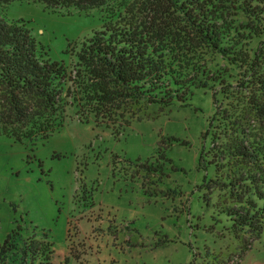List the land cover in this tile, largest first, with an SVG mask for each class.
Returning <instances> with one entry per match:
<instances>
[{"label":"trees","instance_id":"trees-1","mask_svg":"<svg viewBox=\"0 0 264 264\" xmlns=\"http://www.w3.org/2000/svg\"><path fill=\"white\" fill-rule=\"evenodd\" d=\"M12 2L95 9L100 25L68 44V63L52 61L26 23L6 18ZM195 91L212 106L199 161L205 225L245 238L241 258L264 236V0H0V136L15 143L47 140L68 108L80 123L107 126L115 101L139 115L188 106ZM21 231L0 239V264H52L48 235Z\"/></svg>","mask_w":264,"mask_h":264},{"label":"rangeland","instance_id":"rangeland-1","mask_svg":"<svg viewBox=\"0 0 264 264\" xmlns=\"http://www.w3.org/2000/svg\"><path fill=\"white\" fill-rule=\"evenodd\" d=\"M5 16L26 23L50 60L65 63L68 44L100 25L95 9L51 12L31 2H12ZM118 103L108 127L80 123L68 108L65 125L34 146L0 136V239L17 226L45 232L52 264H224L227 255H235L229 264H264V236L237 258L245 238L205 225L199 161L210 94L139 115ZM155 161L161 175L129 167Z\"/></svg>","mask_w":264,"mask_h":264}]
</instances>
